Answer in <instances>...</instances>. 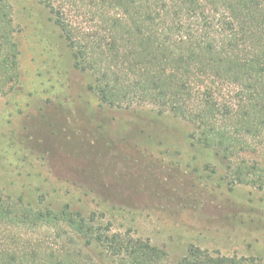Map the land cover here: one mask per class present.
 Here are the masks:
<instances>
[{
    "label": "rangeland",
    "instance_id": "1",
    "mask_svg": "<svg viewBox=\"0 0 264 264\" xmlns=\"http://www.w3.org/2000/svg\"><path fill=\"white\" fill-rule=\"evenodd\" d=\"M11 4L20 54L0 78V193L91 214L106 237L149 241L172 262L190 248L264 260V188L236 180V157L193 145L194 126L153 105L102 103L49 9ZM249 153L237 162L262 161Z\"/></svg>",
    "mask_w": 264,
    "mask_h": 264
},
{
    "label": "trees",
    "instance_id": "2",
    "mask_svg": "<svg viewBox=\"0 0 264 264\" xmlns=\"http://www.w3.org/2000/svg\"><path fill=\"white\" fill-rule=\"evenodd\" d=\"M39 1L102 103L150 104L184 118L193 145L236 157V180L264 188V154L237 162L264 151V0ZM11 14V0H0V78L20 54ZM7 230L0 264H264L195 248L172 262L149 241L106 237L91 214L36 210L0 193V232Z\"/></svg>",
    "mask_w": 264,
    "mask_h": 264
}]
</instances>
